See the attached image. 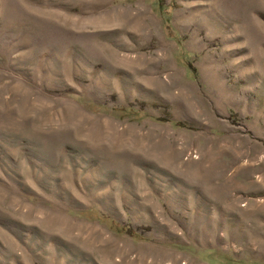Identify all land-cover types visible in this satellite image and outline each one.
<instances>
[{
	"label": "rangeland",
	"instance_id": "obj_1",
	"mask_svg": "<svg viewBox=\"0 0 264 264\" xmlns=\"http://www.w3.org/2000/svg\"><path fill=\"white\" fill-rule=\"evenodd\" d=\"M0 264H264V0H0Z\"/></svg>",
	"mask_w": 264,
	"mask_h": 264
},
{
	"label": "trees",
	"instance_id": "obj_2",
	"mask_svg": "<svg viewBox=\"0 0 264 264\" xmlns=\"http://www.w3.org/2000/svg\"><path fill=\"white\" fill-rule=\"evenodd\" d=\"M131 233H133L134 231L133 230H129Z\"/></svg>",
	"mask_w": 264,
	"mask_h": 264
}]
</instances>
